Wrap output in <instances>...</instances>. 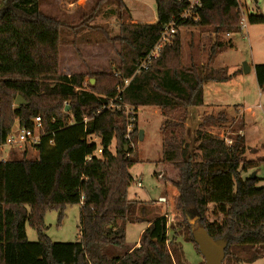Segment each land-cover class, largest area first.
<instances>
[{
    "label": "trees",
    "instance_id": "trees-1",
    "mask_svg": "<svg viewBox=\"0 0 264 264\" xmlns=\"http://www.w3.org/2000/svg\"><path fill=\"white\" fill-rule=\"evenodd\" d=\"M108 1L96 0L89 12L79 8L78 20H63L42 10L41 0H0V145L16 124L33 130L35 118L42 120L36 159L25 152L0 160V264H177L179 249L176 237L169 242L166 216L146 219L149 225L138 247L126 243L127 225L144 220L136 218L137 203L128 198L133 182L129 171L139 161L124 153L139 130L136 115L131 141L126 140L127 118L109 109L111 103L129 105L136 113L140 107L158 108L165 117L159 162L180 174L174 187L175 207L184 214L179 223L186 230L183 239L201 253L195 232L203 230L212 241L223 242L225 264L264 258V186L257 187L256 176L243 175L258 162L247 161L241 128L228 145L205 129L226 123L222 115L203 116L191 141L192 131L185 127L189 109L204 106V86L228 82L236 74L210 64L219 51L232 47L221 36L241 30L238 1L203 0L195 21L181 19L183 2L155 0L157 21L132 23L125 1L116 0L119 33L106 34L116 61L106 71L63 73V30L77 35L99 29L91 22ZM248 21L264 24V16L250 15ZM171 22L178 30L209 28L215 35L206 63L191 57L183 64L178 31L172 44L140 69ZM254 71L264 92V64L255 65ZM86 77L95 83L85 87ZM18 96L26 104L15 105ZM93 138L100 139V156H92L97 149ZM74 205L81 207L79 241H51L45 234V214L58 211L60 222L65 209ZM209 213L219 214L221 221L210 222ZM27 225L37 232V242L28 241Z\"/></svg>",
    "mask_w": 264,
    "mask_h": 264
},
{
    "label": "rangeland",
    "instance_id": "rangeland-1",
    "mask_svg": "<svg viewBox=\"0 0 264 264\" xmlns=\"http://www.w3.org/2000/svg\"><path fill=\"white\" fill-rule=\"evenodd\" d=\"M133 15L132 23L139 20H148L156 13L155 0H124ZM96 0H41L42 10L53 14L63 20H78V9L85 8L89 12ZM242 13L243 29L233 34L222 35L224 41H231L232 47H227L216 54L210 64L214 69L227 68L229 74L233 75L228 82L206 84V99L208 103L224 104L217 108L209 107L201 118L205 115L220 116L227 119L226 123L218 126H207L205 129L223 139L230 140L241 128L247 147V161L258 162V164L244 177H250L256 173L259 179L257 187L264 186V92L258 86L254 71L255 65L264 64V24H250L248 16H264V0H239ZM116 0H109L104 4L97 17L91 22L93 27L99 29H85L74 35L69 30L62 32L61 47V70L70 75L72 73H82L86 71H106L110 64L116 61L115 47L106 39L118 35L121 20L116 13ZM135 19H138L136 21ZM179 34L182 40L183 64L194 61L205 64L211 44L215 40V35L209 28H180ZM245 64L249 71L245 72ZM95 80L85 78L84 86L94 84ZM204 86V87H205ZM228 105V106H227ZM136 113L138 115V130L144 129L146 136L143 140L139 137L132 142L133 146L126 145L124 153L127 156L136 155L138 163L130 169L133 182L128 190V198L136 201V218H143L142 222L128 224L126 227V243L134 246L140 241L141 234L145 229L146 219L156 216L166 215L170 229L168 231L169 242L176 237L178 253L176 254L177 264H205L204 256L199 253L191 242L183 239L186 230L182 222L184 214L177 211L175 199H169L163 206L158 203L166 195V180H171L167 172L159 167L156 159L162 154V141L164 134L160 128L165 117L158 108L140 107ZM190 114V112H189ZM188 115L185 127L193 133L198 131L201 118L192 119ZM190 118V119H189ZM18 124L13 128L17 129ZM240 133V132H239ZM195 136V134H192ZM192 136L188 137L191 141ZM97 147H100V139L93 138ZM116 145L113 143L111 151L115 153ZM26 152L28 158L36 159L37 150L29 144L0 145V159L19 158ZM161 161V158L160 160ZM158 161V162H159ZM173 168V167H172ZM174 169V168H173ZM175 170V169H174ZM178 172L177 170H175ZM159 173V174H158ZM179 173V172H178ZM161 178V179H160ZM164 180V181H162ZM140 182L141 186L137 183ZM174 187V183H171ZM175 188V187H174ZM176 189V188H175ZM176 194L178 191L176 190ZM172 198V197H171ZM144 201V202H140ZM173 207V208H172ZM80 205L68 206L64 211V216L59 222V212L48 211L44 216L45 234L55 243H76L80 238ZM144 210V214L141 211ZM171 210H174L172 213ZM210 222L221 221L219 214H208ZM27 238L30 243L38 240L37 232L30 226H26ZM176 235V236H175ZM203 256V257H202ZM222 264H225L223 261ZM264 264V258L251 263Z\"/></svg>",
    "mask_w": 264,
    "mask_h": 264
},
{
    "label": "built area",
    "instance_id": "built-area-1",
    "mask_svg": "<svg viewBox=\"0 0 264 264\" xmlns=\"http://www.w3.org/2000/svg\"><path fill=\"white\" fill-rule=\"evenodd\" d=\"M180 2H183L186 5V9L181 14V19L188 20L193 19L195 21L198 20L197 15L194 13L197 9H199L202 4L203 0H179ZM239 3V0H237ZM239 4V8H240ZM242 14V13H241ZM243 21L241 22V29H243ZM178 29L176 28V25L174 22H171L170 24L166 25L161 33L160 39L156 46L153 48L151 53L141 62L140 69H147L151 62L155 59H157L160 55L161 50L167 46L171 45L175 35L178 33ZM128 81H125L127 83ZM109 109L115 110V111H121L127 118V132L125 139L128 141H131L130 139V133L133 130L134 122L136 121V112L132 107L129 105H123V106H115L113 103H111L108 106ZM35 124V128L33 130L27 129L25 127H17V129H14L12 133L8 136L6 140V144L8 145H15V144H29L32 146H36L40 143L41 140V130H42V120L40 117L35 118L33 121ZM242 134V133H241ZM95 139V138H94ZM228 145L232 143L231 140H225ZM96 142V141H95ZM131 146L132 143H131ZM102 154L101 147H97L95 153L92 156H100ZM92 156H89L88 159H91ZM138 186H141V183H137Z\"/></svg>",
    "mask_w": 264,
    "mask_h": 264
},
{
    "label": "crops",
    "instance_id": "crops-1",
    "mask_svg": "<svg viewBox=\"0 0 264 264\" xmlns=\"http://www.w3.org/2000/svg\"><path fill=\"white\" fill-rule=\"evenodd\" d=\"M127 5V4H126ZM128 7V6H127ZM129 8V7H128ZM130 10V9H129ZM131 17H132V19H133V15H132V13H131ZM136 21H138V19H135ZM157 21V16H156V13H153L152 14V17L150 18V19H148V20H139L138 21V23H155ZM206 88H207V86H205L204 87V106H202V107H196V108H190L189 109V112H190V118L192 119V116H196V119L197 120H199L200 118H201V114H204L205 112H206V110L209 108V107H213V108H217V106H225L224 104H217V103H208L207 102V99H206ZM228 106V105H227ZM141 108H138V111L140 110ZM137 111V112H138ZM189 118V119H190ZM137 123L139 124V122H138V115H137ZM141 130H143V139L145 138V136H146V131L144 130V129H141ZM192 134H194L193 132H192ZM244 135V134H243ZM192 138H193V135H192ZM142 139V140H143ZM161 140H162V138H161ZM162 144V143H161ZM161 158V157H160ZM160 158L159 159H156L155 161H157V164L159 163V167H160V169H162L163 171L165 170L168 174H167V176L168 177H170V179L171 180H166V182L164 183L165 184V186H166V189H167V192L168 193H166V195L164 196V197H162L161 199H160V201L158 202V203H160L162 206H163V204H166V203H168V201H169V199H171V201L174 199V198H176L177 196H178V194H176V189L171 185V183H177L178 181H179V179H180V174L178 173V172H176L173 168H172V166L170 165V164H168V163H160V162H158L159 160H160ZM0 160H2V159H0ZM4 161L5 160H7L6 158H4L3 159ZM159 174V173H158ZM161 179V178H160ZM162 181H164V180H162ZM172 197V198H171ZM168 200V201H167ZM134 201H139V200H134ZM140 202H144V201H140ZM173 208V207H172ZM171 212L173 213L174 212V210H171ZM155 216H156V213L154 214ZM161 216H166V215H161ZM167 217V216H166ZM146 227H145V229L148 227V222L146 221ZM144 229V230H145ZM143 230V231H144ZM140 245V242H137L135 245H134V247H138ZM203 257V256H202ZM204 258V257H203ZM223 263V262H222ZM206 264V263H205Z\"/></svg>",
    "mask_w": 264,
    "mask_h": 264
},
{
    "label": "water",
    "instance_id": "water-1",
    "mask_svg": "<svg viewBox=\"0 0 264 264\" xmlns=\"http://www.w3.org/2000/svg\"><path fill=\"white\" fill-rule=\"evenodd\" d=\"M249 68L245 64V72H248ZM22 104H26V102L18 96L15 100V105L19 106ZM69 110V106L65 107V111ZM139 139H143V130L139 131ZM127 147L125 146V149ZM256 173H253L250 178H255ZM196 218L193 219L192 223H194ZM196 242L199 245V249L201 254L204 256L206 264H222L224 261L223 256V242H214L212 241L203 230L199 229L195 232Z\"/></svg>",
    "mask_w": 264,
    "mask_h": 264
}]
</instances>
